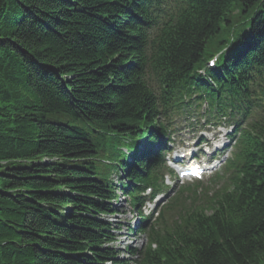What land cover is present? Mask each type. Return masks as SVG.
Returning <instances> with one entry per match:
<instances>
[{"label": "trees", "instance_id": "obj_1", "mask_svg": "<svg viewBox=\"0 0 264 264\" xmlns=\"http://www.w3.org/2000/svg\"><path fill=\"white\" fill-rule=\"evenodd\" d=\"M204 102L236 126L222 186L149 224L159 146ZM0 264H264V0H0Z\"/></svg>", "mask_w": 264, "mask_h": 264}, {"label": "rangeland", "instance_id": "obj_2", "mask_svg": "<svg viewBox=\"0 0 264 264\" xmlns=\"http://www.w3.org/2000/svg\"><path fill=\"white\" fill-rule=\"evenodd\" d=\"M206 110L207 105H204L199 112L201 115H203L202 113H204ZM197 114L198 113H196V111H193L191 115L181 116L180 118H177L174 123H172L171 134L174 142L176 143V148L180 146V144L185 146L184 143L186 145H191L198 142V139L200 138V132L203 130V122H201L202 120L200 121L201 118ZM205 130L207 129H204L201 133L202 136L206 137L207 134L205 133ZM208 135L211 136L212 134ZM185 140L188 142H184ZM114 181H119L117 176L114 177ZM166 182L168 186H170V196H173V194L178 189L175 187V184H173L174 182L167 180ZM216 188L217 186H213L211 190L208 191L212 192ZM208 191H204V193ZM117 207L119 209V213L115 217H110L109 221L114 223L116 226H120L121 230L116 232L117 241L112 244L111 247L121 251V259H129L131 255L129 254L127 248H131L133 250L142 249L145 246L146 238L141 235L137 236L132 232V229L137 227L138 215L136 211L132 209L130 199L120 194V202L118 203ZM132 258L134 257H131V259Z\"/></svg>", "mask_w": 264, "mask_h": 264}, {"label": "bare ground", "instance_id": "obj_3", "mask_svg": "<svg viewBox=\"0 0 264 264\" xmlns=\"http://www.w3.org/2000/svg\"><path fill=\"white\" fill-rule=\"evenodd\" d=\"M135 250V249H134ZM136 251V250H135Z\"/></svg>", "mask_w": 264, "mask_h": 264}]
</instances>
